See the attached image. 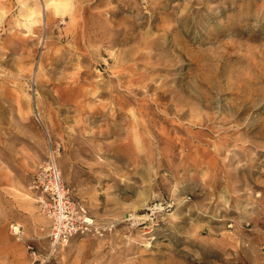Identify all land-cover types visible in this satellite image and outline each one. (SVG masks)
Masks as SVG:
<instances>
[{
  "label": "rangeland",
  "instance_id": "1",
  "mask_svg": "<svg viewBox=\"0 0 264 264\" xmlns=\"http://www.w3.org/2000/svg\"><path fill=\"white\" fill-rule=\"evenodd\" d=\"M52 147L102 227L56 246L29 189ZM30 247L264 264V0H0V264Z\"/></svg>",
  "mask_w": 264,
  "mask_h": 264
},
{
  "label": "built area",
  "instance_id": "2",
  "mask_svg": "<svg viewBox=\"0 0 264 264\" xmlns=\"http://www.w3.org/2000/svg\"><path fill=\"white\" fill-rule=\"evenodd\" d=\"M59 148L52 147L41 161L29 183L36 201L51 221L49 238L53 246L65 245L79 234L101 233V226L86 211L83 204L75 199L63 182L56 162ZM20 225L12 224L11 231L20 233ZM31 260L28 264H44L30 247Z\"/></svg>",
  "mask_w": 264,
  "mask_h": 264
}]
</instances>
